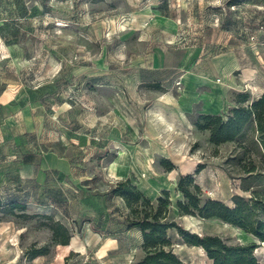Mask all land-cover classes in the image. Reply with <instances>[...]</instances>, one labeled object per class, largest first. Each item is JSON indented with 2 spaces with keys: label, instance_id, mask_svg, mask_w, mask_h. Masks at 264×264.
Returning <instances> with one entry per match:
<instances>
[{
  "label": "rangeland",
  "instance_id": "rangeland-1",
  "mask_svg": "<svg viewBox=\"0 0 264 264\" xmlns=\"http://www.w3.org/2000/svg\"><path fill=\"white\" fill-rule=\"evenodd\" d=\"M11 4L16 14L5 22L1 13ZM10 37L30 47L37 43L35 65H26L23 76L43 89L46 125L67 143L69 151L63 153L73 154L77 183L68 190L62 185L57 193L56 187L24 181L19 159H4L0 264H138L141 233L127 229L130 210L122 198L110 195L126 179L152 202L168 191L170 219L185 230L219 236L230 245L256 244L254 254L264 264V242L254 235L217 218L182 214L177 187L181 176L192 175L203 201L229 207L234 196L251 198L244 189L251 185L264 196L259 135L250 130L236 142L213 145L208 132L194 125L204 114L202 103L207 112L225 118L239 94L248 92L254 100L264 92V0H0L1 84L15 79L12 58L3 51L4 38ZM161 49L174 92H184L181 77L189 67L203 75L196 95L203 102L182 122L171 108L168 114L161 111L159 100L166 101L160 92L136 83L139 56ZM148 114L156 119V133L145 141L141 122ZM161 114L176 123L170 133H158ZM104 116L107 122L99 128ZM253 164L257 171L249 177L246 170ZM254 220L264 221V214ZM56 222L69 232V253L62 237L54 238ZM168 235L183 261L212 263L175 230ZM38 252L45 255L32 258Z\"/></svg>",
  "mask_w": 264,
  "mask_h": 264
},
{
  "label": "trees",
  "instance_id": "trees-1",
  "mask_svg": "<svg viewBox=\"0 0 264 264\" xmlns=\"http://www.w3.org/2000/svg\"><path fill=\"white\" fill-rule=\"evenodd\" d=\"M42 90L38 88L37 93L40 94ZM194 125L198 130L208 132L209 142L213 145L236 142L247 131L253 130L260 137L257 141L264 157V92L254 100H251L250 93H241L225 118L223 115L200 114ZM173 169L174 166L169 164L167 171ZM256 171L257 166L254 164L246 170L249 177L255 175ZM194 181L192 175L181 176L178 180L177 187L183 195L178 209L182 214L201 219L217 218L264 242V221L254 220L257 213L264 214V196L254 191V185L244 188L246 192L252 193L251 198L234 196V207H229L217 200L203 201L199 187L193 185ZM162 194V197L152 202L130 179L118 182L110 192L111 197L122 198L130 210L132 218L127 220V229H136L141 233L143 256L138 264H189L174 253L173 243L168 235L170 230H175L185 244L202 248L211 264H260L254 254L256 244L230 245L219 236L199 235L183 229L170 219L168 191L164 190ZM52 231L54 238L62 237L60 243L65 245L63 249L69 253L71 243L69 244L68 230L60 222H56ZM42 255H45L44 252H38L32 258Z\"/></svg>",
  "mask_w": 264,
  "mask_h": 264
},
{
  "label": "crops",
  "instance_id": "crops-1",
  "mask_svg": "<svg viewBox=\"0 0 264 264\" xmlns=\"http://www.w3.org/2000/svg\"><path fill=\"white\" fill-rule=\"evenodd\" d=\"M14 7V4H11L8 6V10L1 13L5 22H8L11 16L16 14L12 10ZM4 41L3 51L7 53L8 59L12 58L9 65L14 69L15 79L4 80L3 84L0 83V165L5 162L4 159L17 158L21 161L19 173L24 181L32 182L34 180L41 186L50 185L52 189L56 187L57 193H61L59 191H62V185L67 189L69 188L67 186H75L77 183L74 176L76 164L72 160L73 154L63 153L64 150L69 151V148H65L67 143L62 141L63 137L60 140L58 136H53V132L49 131L42 97L37 93L38 87L33 86L35 81L28 82L23 76L26 65H35L40 50L37 48L36 41L31 45L33 47H30L29 43L13 41L11 37L9 40L4 38ZM158 51L159 53L152 52L139 56L136 83L141 89L160 92L166 101L162 103V98L159 100L161 111L166 114L167 110L171 108L179 115L178 118L182 122L184 119H189L192 110L203 102L196 100V95L201 88L197 83L200 80L197 79L203 75L196 71L195 65L189 67L181 77L182 82L185 79L184 84L181 85L184 92L181 94L174 92L171 88V73L166 64L164 51L162 49ZM23 60L27 64H24ZM187 66L186 64V68H188ZM160 94L157 98L161 96ZM202 104L201 108L204 110L202 113L214 115V112H207V106ZM64 105L68 106L69 104L65 103ZM60 106L58 105V108ZM149 118L148 114V119L141 122L145 141H148L156 133L154 124L156 119L152 117L149 120ZM168 118L164 114L159 115L156 122L159 134L170 133L171 129L175 127L176 123L168 121ZM106 122L107 116L100 117L97 122L99 128ZM101 135L105 136V134ZM83 185L81 182V186ZM73 191L76 192L74 189Z\"/></svg>",
  "mask_w": 264,
  "mask_h": 264
},
{
  "label": "bare ground",
  "instance_id": "bare-ground-1",
  "mask_svg": "<svg viewBox=\"0 0 264 264\" xmlns=\"http://www.w3.org/2000/svg\"><path fill=\"white\" fill-rule=\"evenodd\" d=\"M64 24V23H63ZM63 24H59V26H63ZM120 154H121V152H120ZM123 155V154H122ZM119 157V156H118ZM119 159V158H118Z\"/></svg>",
  "mask_w": 264,
  "mask_h": 264
},
{
  "label": "built area",
  "instance_id": "built-area-1",
  "mask_svg": "<svg viewBox=\"0 0 264 264\" xmlns=\"http://www.w3.org/2000/svg\"><path fill=\"white\" fill-rule=\"evenodd\" d=\"M176 86H180V82L176 83Z\"/></svg>",
  "mask_w": 264,
  "mask_h": 264
}]
</instances>
